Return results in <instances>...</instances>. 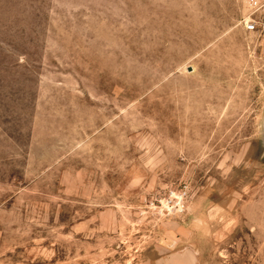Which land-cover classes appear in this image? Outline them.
<instances>
[{
  "label": "rangeland",
  "instance_id": "1",
  "mask_svg": "<svg viewBox=\"0 0 264 264\" xmlns=\"http://www.w3.org/2000/svg\"><path fill=\"white\" fill-rule=\"evenodd\" d=\"M247 12L0 0V264H264Z\"/></svg>",
  "mask_w": 264,
  "mask_h": 264
},
{
  "label": "built area",
  "instance_id": "2",
  "mask_svg": "<svg viewBox=\"0 0 264 264\" xmlns=\"http://www.w3.org/2000/svg\"><path fill=\"white\" fill-rule=\"evenodd\" d=\"M248 12L243 18L244 29L253 35L264 58V0H246Z\"/></svg>",
  "mask_w": 264,
  "mask_h": 264
}]
</instances>
